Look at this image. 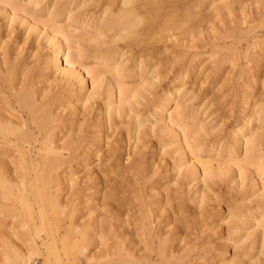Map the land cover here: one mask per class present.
Instances as JSON below:
<instances>
[{"label":"bare ground","instance_id":"obj_1","mask_svg":"<svg viewBox=\"0 0 264 264\" xmlns=\"http://www.w3.org/2000/svg\"><path fill=\"white\" fill-rule=\"evenodd\" d=\"M92 1L0 0V19L4 18L7 21V32L5 33L7 37L3 38V33L0 30V207H4L5 212L3 215L6 214L7 216V214H10L17 221L18 219L20 221L21 218L20 227L26 228L25 232L21 228L23 229L21 232L25 233L24 235L27 233L32 235L34 232L38 233L36 220L38 215L39 221L41 220L42 223L47 224L45 226L47 228L44 227L46 230H50L52 227L50 232L48 231L49 233H46V230L44 231V235H46L44 237L45 244L49 242L50 237H48V234H51L55 239L54 242L61 241L63 244L61 245L63 246L62 248L75 247V250L77 248L78 251L86 256V264H201L198 260L202 258H205L204 261L206 260L203 264H216L217 260H220L219 264H264V151L262 153L258 152L264 147V104L260 102L259 98H256L258 91L255 85L257 84L256 72L254 71L255 65L248 68V70L245 69L254 61L255 56L252 52L255 50L257 43L248 45L243 51L235 50V55L231 59L232 66L236 65L242 57L246 60L238 73V78L240 80L243 79V83L240 80L236 81L246 89L241 98L242 113L238 118L241 125L235 132H232L231 140L218 139L209 141L187 132L179 120V115L182 113L180 100L191 92L190 86H187L188 82L185 79L172 84L170 88H173V90L171 91L160 94L154 92L160 86L164 76L174 69L175 61L171 63L173 61L171 60L170 64H166V60L164 59L165 61H163L162 59V61L153 62L150 68H146V70L142 66V58L144 57L140 54L141 56L138 57L137 63L133 64L132 62L134 61H132L133 65H131L135 68L137 67L140 71L138 76L148 75L149 73H151V76H145L134 87L122 84L121 80L130 74L132 70V66L127 64L129 60L125 56L132 50L129 51L127 48L132 49L130 44L137 46L138 43L146 42L149 37H154L153 26L164 24L162 26H166L165 28L169 27V29H177V27L182 29L185 26L187 32L190 31L191 36L196 33L195 29L196 31L199 30L197 32L199 34L203 29L201 26L204 23L202 14L205 13V10L212 8L219 11L225 6L228 12H231V0H221L220 2H216L217 0H198L199 2L195 4L196 7L201 9L199 14H196L198 16L189 9H185V16L183 15L181 19H177V16L174 17L172 12L169 13V15L171 14L170 18L166 14L161 13L166 2L171 0H106L101 5L100 11H98L99 14L97 12H95L97 13L96 15H94L95 13H86V10H84L85 13L80 11L83 14L78 12L79 14L77 15L76 9L79 6H85ZM188 4L186 5L185 3V6H188ZM29 5L33 8L41 6L50 16V19L42 21L34 14L33 10L27 7ZM189 6V8L193 7ZM166 9L164 8V10ZM173 14L175 15V12ZM179 14H181V10ZM59 16H65L67 23L56 25ZM205 16H208V14ZM70 22L80 23V27L82 26V29H84L83 32L74 33L77 26L75 27L76 29H71ZM145 22L148 24L146 25ZM15 23L17 24L15 25ZM18 26L25 28L24 35L28 33L26 37L23 38L22 34L16 33ZM159 27L156 29L164 32V28L161 29ZM88 28H94L95 34H89L87 32ZM223 28L226 29L223 34H226L227 37V34L231 32L229 29L231 27ZM18 29L20 28L18 27ZM156 29L154 32L158 36L159 30L156 31ZM231 29L234 30L233 34H235L239 28L232 27ZM252 29L250 27L248 30L251 32ZM221 30L223 31L222 28ZM248 30L243 32L248 35ZM177 31H175L176 36ZM32 32H35L36 38L41 40L35 41V43L38 44L40 42L41 44L44 41L40 46L35 45L37 47L36 49L34 48L35 51L32 49V44L28 42ZM170 34L173 35L172 33ZM186 34L188 35L189 33L185 31V34H183L184 38ZM198 34H196L197 36L193 35V37L196 36L194 37L196 39ZM223 34L219 36V39L217 37L218 41L226 38L225 36L223 38ZM230 34L232 35V33ZM200 35L202 34L200 33ZM200 35L197 38L199 40L205 36L201 37ZM175 37L172 36L174 47L178 46L179 48L181 46L183 48L182 42L186 44H184V47L189 46H187L188 42L194 43L195 41V44L197 43L196 40L190 41L192 37L185 38L188 40L187 42L185 39L183 41L180 36L182 39L181 43ZM155 38L152 43L148 39V43L154 46V43L160 40V37L156 40ZM165 38H169V36ZM172 38L169 39L171 40ZM210 38L213 39V36ZM234 38L236 40V37ZM204 39L206 37L201 40L204 43L198 40L201 44L203 43V49H205ZM217 39L213 41H217ZM164 40L165 42L170 41L163 38V42ZM240 40L241 38L239 37L238 42ZM213 41L211 40L210 42ZM10 42L14 45L13 51L7 48ZM125 43H128V45ZM144 43H141L143 47L148 45L150 48L152 47L147 42L148 45H144ZM233 43L235 44L232 41L230 46L234 47ZM141 44H139V47L142 46ZM217 44L214 47L223 46V44L220 46L221 43ZM196 45L195 48H199ZM202 45L201 47H203ZM25 46L27 48L24 53ZM10 47H12L11 44ZM28 47L30 50H27L29 49ZM37 49L39 51L46 50L39 56L41 52L38 53ZM185 49H188L187 52L189 51V48ZM220 49L222 47H215L214 54L218 53ZM140 51L143 52L144 50ZM144 52L146 54L148 51L145 50ZM198 52L193 55L190 54V57L195 55L194 58H199L198 56L201 54ZM204 52L200 53L204 54ZM181 53L179 52V56H181ZM255 53L257 54V52ZM30 56L32 60L35 57V61L40 62L41 74L39 72L37 74L35 70L39 65L35 69H32L34 67L31 68L30 64L32 65L34 61L31 63L28 60V57L31 59ZM149 56L151 57V54ZM183 56L186 58L187 55ZM225 56L214 60L216 67H220L225 63ZM36 57L41 59L38 60L39 58L36 59ZM88 57L94 58L96 64H102L110 68L87 67L84 59ZM177 57L175 56V58ZM187 57L186 63L179 68L173 80L180 77L184 78L191 73H201V70L207 68L206 61H196L194 58ZM152 59H154L153 56ZM170 59L173 58L171 57ZM178 63L176 66H178ZM246 63L248 65H245ZM105 73H109V77H106ZM88 79L90 80V85L87 84ZM60 84H63L61 89L56 87ZM64 85H67L68 95L58 96V94L63 92H60V90L65 88ZM56 88L57 91L59 89L60 93L56 90L54 91ZM248 89L253 90L249 91ZM52 90L54 93L50 94ZM151 95L153 96L152 100L154 99L155 101L151 112L148 114L149 116L146 114L148 117L146 115L145 117L138 106ZM172 102L176 103V105L172 106L173 110L169 112L168 110L172 108L170 107ZM99 104L100 108L98 109ZM95 112L98 116L93 120L92 114ZM149 117L153 118L152 122ZM128 120L134 123V130L129 128L131 123H128ZM123 123L127 126L128 146L126 152L119 154L117 157L118 147H120L118 145L122 137L115 138V132L119 127L122 128L121 124L123 125ZM158 128L161 131H158ZM160 133L172 139V142H177L175 152H179L171 167L172 175L167 176L168 179L165 181L164 188H161L162 191L159 190V185L149 179L153 178L154 175H151L152 177L149 175L151 172L156 171L157 168L156 170L151 169L150 174H148L146 165L148 164L146 159L148 153L146 154V152L149 149V141L154 137L162 136L164 138V135ZM215 142H217L219 147H213ZM168 143L170 141L159 144L161 145L160 148H164ZM240 147L244 150V156L237 161L228 160L222 164L223 162L219 163L211 155L208 158L201 156L202 152L212 154L214 150L216 151L214 155L226 153L232 156L237 153L236 148ZM161 153L164 157L167 155V152ZM163 153L166 154L164 155ZM160 154L159 157L161 159L162 156ZM90 159H93V161H90ZM160 159H158V162L154 160L157 163V165L156 163L154 165L157 167L161 164L159 163ZM180 160H184V163L179 162ZM183 164L186 165L182 168ZM80 165L85 169L83 175H79L76 171L78 166L81 167ZM95 166H98V169L102 168L101 166L106 167V169L116 174V178L113 182L107 179V181L104 180V182H107L104 187L105 192L103 191L104 193L102 194V201L104 198V203L106 204H104V212H100L93 217V214H96L95 210H97L99 202L96 206L94 205L97 208L92 209L91 213L88 210V219L87 215L83 218L79 212L82 209L79 206L82 201L80 202L79 199L81 193L95 188L97 182L100 181V176L94 169ZM156 166L153 167L155 168ZM8 167L13 168V175L9 173L10 171H6ZM154 173L158 175L156 172ZM107 175L109 174L105 176L107 177ZM61 176H63V182ZM185 177H191L193 180L199 179L202 182L201 187L190 193L189 183L186 184L183 180ZM225 177H228L229 185L234 182V186H230V190L232 188L238 190L241 186H245L246 182L250 181L251 189L245 198L255 195L250 201L251 204L245 208H238L232 205V201L227 215L221 218V221L230 218L226 221L230 224L229 226L227 225L228 240L230 242L223 238L224 243L229 242L226 244H230L233 250L239 249V252H233L234 254L230 259L224 252L230 248L228 245L223 246L219 250L217 246L212 247L215 243L213 242L212 246L209 247L210 243H212L210 236L205 238V241L202 240L203 242L199 239L201 243L199 242L200 244H198L195 241L198 239V232L195 229L197 227H194L197 232L196 236L194 235L196 238L193 239L194 241L191 240L192 238H188L189 236L186 237L190 231L189 229H191L189 223L196 216V211L193 212L191 210L195 214L192 217L193 219L191 218L192 220H190V214L187 212L190 209H188V204H194L202 212H205L206 208L208 211L215 210L211 206L214 205L213 202L211 203L210 201L216 200L220 195L221 189L219 190V188H221L220 185ZM64 180L67 183L69 192H64L63 194V191L66 190L63 189ZM185 180L187 181V179ZM217 185L219 186V191L213 188ZM127 188H130L134 195L131 192V194L128 193ZM213 189L217 190L216 192L219 194ZM194 193H197V195L193 196ZM128 194L135 196L138 207L136 211L131 212L135 208L129 207L132 200ZM215 195L217 196L216 199ZM91 199L92 197L87 196L83 202L88 203ZM221 199L224 200V197H221ZM101 203L103 204V202ZM133 203H135L134 200ZM133 203H131L132 206ZM208 203H211L209 208L212 209H208ZM90 204L92 203L90 202ZM217 204L213 207L219 206ZM193 214L191 213V216ZM198 215V217L202 218L200 212ZM196 219L198 218L196 217ZM195 220L193 223L196 222ZM198 220L199 224V222L203 223L204 219ZM47 222L49 223V228ZM212 224L209 225L211 226ZM181 225H185L186 230L178 228ZM206 227L202 228L206 229ZM4 228L6 229L7 227L4 226ZM9 228L10 230L12 228L11 232L14 235L16 229L14 233L13 228L15 227L12 225ZM210 228L214 227L211 226ZM187 229L189 231L186 234ZM10 230L5 233H9ZM95 230L100 232L97 237L95 236V240H98L97 243L101 245V252L103 253V250H105V257L102 253L101 255L106 260L98 256V254H96L97 258L94 257L95 254L88 255L90 251L87 253L89 245L93 244L91 243L93 234L97 235ZM1 232L0 234H3ZM17 232L20 235V231ZM10 235L7 234L11 238L12 235ZM7 236H3L4 238L2 235L0 236V238H3L1 239L3 240L2 245L15 246L16 242L12 241L14 238L12 237L11 241H9ZM202 236L204 235L202 234ZM26 237L28 238L29 236L26 235ZM132 237L138 238V242H134ZM20 240L22 242V239ZM20 240H17V242ZM33 243L35 242L33 241ZM33 243L32 245L28 243L31 245H29V250L30 252L33 250L32 253H22L19 250V253L15 254V264H31V260L34 257L33 254L38 256L44 254L43 246L33 245ZM207 244L209 246H206ZM215 245L217 244L215 243ZM19 246L21 247V245H16L18 248ZM136 246L139 247H137L138 250H135ZM56 248L54 247L53 249L55 250ZM213 248L218 249V254L214 253L215 250L211 252ZM254 249L257 251L253 252ZM140 250H144V252L146 250L148 253H141ZM138 251L140 254H137ZM209 253H211L210 256L208 255ZM7 257L9 258L10 256ZM5 259L3 258L2 260ZM8 261L6 259L1 263L9 264ZM32 261L34 262L35 260L33 259ZM42 261H44V264H51L50 255L45 254Z\"/></svg>","mask_w":264,"mask_h":264},{"label":"rangeland","instance_id":"obj_2","mask_svg":"<svg viewBox=\"0 0 264 264\" xmlns=\"http://www.w3.org/2000/svg\"><path fill=\"white\" fill-rule=\"evenodd\" d=\"M105 1L106 0H100V1L99 0L98 1L93 0L92 2H94V3L91 2L90 4H87L85 6H82V7L79 6V8L76 9L77 10L76 13H77V15L79 13L80 14H83V13H85L84 10H86V13L94 14L95 12H97L99 14L98 11H100L101 5L103 3H105ZM177 1H179V0H171L170 2L167 1L166 4H165V6L163 7V11L164 12L161 10V13L166 14L168 16V18H170L171 17V14L169 15V13L172 12V15L174 17L177 16V19L178 18L181 19L182 16L185 14V9H189L195 15L196 14H199V12L201 10L200 8H198V7L195 6V4H197L200 0L199 1L198 0H183V1L180 0L179 2H177ZM220 1L221 0H217L216 2H220ZM99 2H102V3L99 4ZM231 2H232L231 3V5H232L231 12H228L227 7H225V6L223 7V9H221L219 11L218 10H214L212 8L206 9L205 10V13L202 14V17L204 19L205 18L207 19L206 22H205L206 19L205 20L203 19L204 23L201 24V26H202L203 29H202V31H200V33L202 35H200V33L198 34L197 32L199 30L196 31V29L194 30L196 32L195 34L193 32H191V33H193V35L198 34V37H199V35L201 37L205 35L204 36V37H206V39H204L205 40V49H203L204 46L202 45L204 42L201 41L204 37L202 39H200V40L197 39L198 37L195 39L194 37H196L197 35L194 36V37H193V35L191 36L190 31L187 32V30L185 29L186 28L185 26H183L182 29H181V27H177V29H179V31H177L176 28H173V29H169V27L168 28H165L166 26L164 27V26H162L164 24H162V25L153 26V33H154V35L153 34L152 35L154 37H151V38L149 37L148 38L150 40V42L152 43L153 40H154V38L157 36L154 31H155V29L158 26H160L159 28H161V26H162V28H164V32L166 30H168L169 32L167 31V32H165L166 33L165 34L163 32V30H162V32H160L161 31L160 29H156V31L159 30V33H158L159 35L155 38V40L158 39L159 37H160L159 38L160 40L158 42L154 41V42H156V43H154V46H153V44L151 45V43H148V39H147L146 42L148 44H150V46H152L151 48L149 47V45L145 41H144L145 43L144 42H141V43H144V45H148V46H146L147 48L145 46H144L145 47L144 48L141 43H138V44L136 43L137 46H135V44L134 45L130 44V46L132 47V49L131 48H127V50H129V51L132 50V52H133V50L136 49V47H137V49L134 51V52L137 51L136 52L137 54L134 53V52L132 53V52H129L128 51L129 53L127 52L128 54L125 55L128 58V60H129L127 62V64H129V65H131L132 63L133 64L134 63H137L136 61L138 60V57L142 55L144 57V58H142L143 59V64H142L143 69H146V68L149 69L150 66H151V64L153 62H156V61H159V60L162 61V59H163V61L166 60V64H170V61L171 60H173V61H171V63H173L175 61L176 65L179 62L178 63V66L174 65L175 66L174 69L171 70L172 73H170L171 72L170 71V72H168V74L166 76H164V78L160 82V86L154 92H156L157 94H160L162 92L171 91V90H173V88H170L172 84L178 83L181 80L185 79L188 82L187 83V86H190L191 92H190L189 95H187L186 97L182 98V100H180V109H181L182 113L179 115V120L181 121L182 125L186 128V130H187L188 133H191L193 135H198L199 138L205 139V140H209V141L210 140L214 141V140H218V139H223V140L229 139V140H231V137L233 135L232 132H235L236 129L238 127H240V125H241L240 124V120L238 118H239V116L242 113L241 112V98H242V95H243L244 90H246V89L241 84H238L236 81L240 80L238 78V73H239L240 68L243 66L244 62H246V60L242 57L241 60H239V62L236 65L234 64V66H232L231 59H233V57L235 55V50L236 51H238V50H242L243 51L244 49H246V47L248 45L254 44V43H257L256 44L257 45L256 48H254L255 50H253V52H252L253 55L255 56L254 57V61L251 64L249 63L250 64L249 67H245V69L248 70V68H251L252 66L254 67V65H255L254 71L256 72V77H257V84H255V85H256L257 91H258V95H257L256 98H259L260 99V102H262L264 104V82L262 83V81H264L263 80L264 79V49H262L264 47V44H263L264 43V0H231ZM185 3H186V5H187V3H189L188 6H185ZM189 5H191V7L192 6L193 7L192 8H189L190 7ZM27 7L29 9L33 10L34 11V14H36L42 21H47L48 19H50V16H48L47 12L45 10H43L41 8V6H39L38 8H33L32 6L29 5ZM166 7H168V8L166 9ZM164 8L166 10H164ZM178 9L181 10V14H179L180 13V10L178 12ZM80 11L81 12L83 11V13H81ZM174 12H175V15L173 14ZM97 13H95L94 15H96ZM206 14H208L209 17L208 16H205ZM196 16H198V15H196ZM6 23H7L6 19H4V18L3 19H0V28H1V25H2V28L0 30H1V33H3L2 34L3 38L7 37V35L5 34L7 32V30H6L7 24ZM65 23H67V19L65 18V16H59L58 17V21L56 22V25L65 24ZM16 24L17 23H15V25ZM70 24H71V27H70L71 29H76L75 27L77 26V29H76V31L74 33L83 32L84 29H82V26L80 27V25H81L80 23L79 24H75V22H70ZM145 24L147 25L148 23L145 22ZM156 24H154V25H156ZM203 25H205V26H203ZM252 26H255V27H252ZM18 27L20 29H18ZM18 27L16 29L17 30L16 33L17 34H22L23 35V38L26 37L28 33L26 35H24L25 28L22 27V26H18ZM223 27H227V28L228 27H231V28L232 27H238L239 29H238V31L235 30L236 32H235V34H233L234 33V30H232L231 28H229L230 31H231L230 33H232V35L230 33H228L229 36L227 34V37H226V34H223L224 33V30H226V29H224ZM250 27L253 28L251 30V32L248 30V29H250ZM219 28H220V30H219ZM221 28L223 29V31L221 30ZM246 30L249 31L248 32V35L245 33V32H247ZM175 31H177V36L178 37L176 36ZM185 31H186V33H189L188 35H190V36H188L186 34L185 38L192 37L191 40H190V38H189V40L191 42H193L194 40H196L197 41L196 44L199 46V48H195V45H196L195 44V41H194V43H190V42H188L187 39L184 38L183 34H185ZM243 31H245V32H243ZM87 32H89V34L93 35V34H95V29L94 28H92V29L91 28H88ZM167 33H169V34H167ZM170 33H172L173 35H171ZM203 33H204V35H203ZM225 33H226V31H225ZM222 34H223V38H224V36L226 38H224V40H221V41L219 40L218 41L219 36L222 35ZM164 35H166L165 37L169 36V38H172V36L173 37L176 36L175 38L179 39V42L180 43L182 42L181 41L182 39L180 38V36H181L183 38V41L185 39L188 42L187 46L188 45L189 46L188 47H184V44L185 43L182 42L181 44H183L182 45L183 48H181V46L179 47L180 49L178 48V46L177 47H174V43L172 41L174 39L172 38L170 40L169 38H165ZM246 35H247V37H246ZM212 36H213V39L210 38ZM217 37H218V39H217ZM234 37H236V40H235ZM239 37L241 38L240 42L242 44L240 42H238L239 41ZM163 38L166 39V40L168 39L170 41L165 42V40H164V42H163ZM87 39L89 40V36H88ZM209 39H211L212 41L217 39L218 42L217 41L210 42L211 40H209ZM38 40L39 39L36 38V33L35 32H32L31 33V36H30V38L28 40V42H30V44H32L31 45L32 46V49H34V48L36 49L37 48L36 47L37 45L40 46L44 42V41H42L41 44H40V42H38V44L35 43V41L37 42ZM198 40L201 41V42H203V43L201 44ZM39 41H41V40H39ZM232 41L235 42V44L233 43L234 47L233 46H230V44H231ZM198 42H199V44H198ZM209 42H210V44H209ZM215 42L218 43V44L216 43L217 45H219V43H221L220 46L222 44H223V46L225 45L224 48H223V46H221L222 49H220V51L218 53H216V54H214L215 53V50H214L215 47L216 48H221V47H219V46H215L214 47V45H216ZM10 44H11L12 47H10ZM121 44H124V43H121ZM125 44L128 45V43H125ZM139 44H141L142 46L139 47ZM191 44H193V45L191 46ZM200 44L203 47H201ZM127 45H125V46H127ZM13 46L14 45H12V42H10L9 45H8V47L7 46L6 47L9 48L10 50H12L13 49ZM31 46H30V48H31ZM130 46H127V47H130ZM155 46H156V48H155ZM193 47H194V49H192ZM26 48H27V46H25L24 53L26 52ZM30 48L27 49V50H30ZM185 48H189V51L190 52L189 51L187 52L188 49L186 50ZM35 49H34V51H35ZM85 49H87V47H85ZM44 50H46V49H44ZM139 50H144V51L147 50L148 52H146V54H145L144 51L143 52L142 51L139 52ZM183 50H184V52L186 51L189 55L186 52H185L186 54L184 52H182ZM198 50H199V52H198ZM257 50H261V51H257ZM43 51H41V50L39 51L38 50V53L41 52L39 56H41V54L43 53ZM179 52L180 53L182 52L184 54L181 53V56H179ZM193 52H195V53H193ZM197 52L202 55V58H201V55L198 56L199 58H196V57L194 58L195 55L193 57H190V54L193 55V54H196ZM200 52H202V53L204 52V54H202ZM255 52H257V54ZM148 54L149 55L151 54V57ZM212 54H214V55H212ZM183 55H187V56H189V58H194V60H196V61H198V60L206 61L207 68L201 70V73L200 72L197 73V74L191 73L190 75L188 74L184 78L180 77V78H176L175 80H173V77L175 76V74H177V71L179 70V68L181 66H183L184 63H186V61L188 59L187 56L185 58ZM37 56H38V54H37ZM152 56H153V58L155 60L152 59ZM175 56H178V57L175 58ZM223 56H225V58H226L225 63H223V65H221L220 67H216V64H215V61L214 60H217V58L223 57ZM171 57L173 59H170L169 60V58H171ZM34 58L32 60V57H31V59H29V57H28V60L31 61V63H32V61L35 62V63L33 62V64H32L33 66L30 64L31 68L34 67L32 69H35V67L40 64V62L38 63L37 60H36L37 61V64H36V61H35ZM38 58L39 57H36V59H38ZM150 58H151V61H150ZM182 58H184V60H182ZM40 59L41 58H39L38 60H40ZM178 60H180L181 62L178 61ZM132 61H134V62H132ZM167 61H168V63H167ZM84 62H85V65H87V67H95L96 66V67L101 68V69L110 68V67L103 66L102 64H96L94 62V58H92V57H88V58L84 59ZM245 65H248V64L246 63ZM131 69L132 70H131L130 74H128L127 76H125L124 78L121 79L122 80V84L127 85V86H131V87H134L137 84H139L142 81V79H144L145 76L146 77L147 76H149V77L151 76V73H149L148 75H145L144 74L143 76H141V75L138 76V74H139L140 71L137 69V67L135 68V67L132 66ZM35 70H36L37 74H38V72H39V74L42 73V72H40V65L37 66V68ZM105 74H106V77H109V75H110L109 73H105ZM240 82L243 83V79H241ZM42 83H44V82H42ZM87 84L90 85V80L89 79L87 80ZM62 85L63 84H60V85H57L56 87L59 88V89H61V86ZM66 86H65V88H63L62 90H60V92L63 91L61 93L59 92V89L57 91V88L54 89V91L56 90L57 92L60 93V94H58V96H62V95L63 96H67L68 95V92H67L68 91V88ZM248 90L250 91V90H253V89H248ZM54 91L52 90L50 94H52V92L54 93ZM152 98H153V96L151 95L149 98H146L144 101L142 100L143 103L138 106V108L141 110V112L144 113V116L146 114L148 115L149 112H151V108H152L153 103L155 101L154 99L152 100ZM175 105H176V103L172 102L171 105H170V107H172V106L174 107ZM173 107L170 108V110H168V111L171 112L173 110ZM99 108H100V104L98 106V109ZM92 116H93V120H95L97 118L98 114L95 112L94 114H92ZM149 119H150L151 122L153 121V118L152 117H149ZM128 123H131V122H129V120H128ZM132 124L134 125V123H131V126L129 128L134 130L135 129V125L133 126ZM126 125H127V123H126ZM121 126H122V128L119 127L117 129L119 131V133H117L118 132L117 130L115 132V138L121 136L122 138H120V139H121V141H123V142H121L119 140V138H117V140H119L120 143H121L120 144L119 141H118V143H119L118 146H120L121 148L118 147V152H117L118 155H117V157L119 156V154L125 153L126 150H127V146H128V141H127L128 140V138H127L128 137V135H127V133H128L127 126H125L124 123H123V125L121 124ZM157 130L158 131H161L160 128H158ZM121 131H123V132H121ZM116 133H117V135H116ZM120 133H121V135H119ZM160 134L164 135L163 133H160ZM151 139H150L151 142L149 141V144H148L149 145V147H148L149 149L148 150L146 149L147 150L146 154L148 153L146 155V159H147V163H148V164H146L147 165V168H148L147 171H148V174H150L151 169L156 170V168H157L156 171L151 172V174L149 175L150 177H152L154 175L153 178H149V179H150V181H154L156 185H159L158 188H159V190L162 191L161 188H164V186L166 184L165 181L168 179L167 176L168 175H172V172L173 171L171 170V167H172V164L174 162L175 157L178 156V154H179L178 151L175 152V147L177 146L178 143L177 142H172V139H169L165 135H164V138L161 136V137H154V138H151ZM163 140H164V142H166V141L169 142L170 141V143L166 144L164 146V148L161 149L160 148L161 145H159V144L164 143ZM160 141H162V142H160ZM150 144H151V146H150ZM242 145H244V144H242ZM217 146L219 147V145L217 144V142H215V146H213V147H217ZM263 151H264V147H262L258 152L259 153H262ZM161 152H167V155H165L166 153H163L165 155V157H164L163 155H161L162 154ZM215 152H216L215 150H214V152H212V154H208L207 152H202L201 153V156L204 157V158H208L211 155V157H213L215 160H218L219 163H222L223 162L222 164H224V162L225 161H228V160H232V161L233 160L234 161L240 160L244 156L243 155L244 150H243L242 147L236 148V152L237 153L234 154V155H232V156H229L226 153H222L220 155H214ZM159 154H160V156H162L161 159L159 157ZM163 157H164V159L162 160ZM187 157H189V156H187ZM157 158L160 159V161H161V162L159 161V163H161L160 164L161 166L159 165L158 167L156 166L157 165L156 162H158V159ZM154 160H156V162ZM90 161H93V159H90ZM165 161H166V163H165ZM179 162H181V163L183 162L184 163V160H180ZM155 163H156V165H154ZM122 164H124V163H122ZM165 164H168V165H165ZM93 165H95V163H93ZM163 165H165V166H163ZM185 165L186 164H183L181 167L183 168V167H185ZM153 166H156V167L154 168ZM78 167L76 168L77 173L79 175L80 174L83 175L84 172H85L84 167L83 166H81L82 168L81 167L78 168ZM101 167L102 168L99 167L100 169H98V166H95V168H94L95 171L97 172V174L100 176V181L97 182L96 187L95 188H92L89 191H85L84 193H81V197H80L79 200H80V202L82 201V203L79 206L82 209L84 207L85 208L83 209L84 211L81 209L82 211L79 210V212L83 216V218H85V216L89 212L88 210H90V213H91V210L94 209V208L96 209L97 207H98L97 210H95V213L96 214H93L94 212L92 213L94 215L93 217L97 216L100 212H104V210H103L104 207H105L104 206V204H105L104 203V198H103V201H102V194L105 192L104 187L107 184V182H106L107 180H110L111 182H113L115 180L116 174L114 172L106 169V167H103V166H101ZM165 169L168 170V171H166ZM99 170H100L101 174H100ZM101 170H103V171H101ZM107 170H108V172H106ZM199 170H200V168H199ZM6 171L7 172L10 171L9 173H11L13 175V172L12 171H14V170H13L12 167H8L6 169ZM161 171H163V172H161ZM154 172H156V174H158V175H155ZM11 174H9V175H11ZM106 174H109V175H107V177H106L105 176ZM61 177H62V182H63V176H61ZM185 179H187L188 182ZM104 180H106V181L104 182ZM183 180H184V183H186V184L189 183L188 184V187L191 189V192L190 193L195 192L196 189L198 187H201V185H202V182L199 181V179L193 180V179H191V177H187V178L185 177ZM218 181H219V183H221L220 180H218ZM229 182L230 181H229L228 177H225V179L222 180V184L221 185L219 183H217V184L220 185L221 188H219L218 185L213 187V188H215L217 190H218V188H219V190L221 189L220 191L222 193V196H221V193H220V195H219L220 197H219L217 195L219 193L216 192L217 190L215 191V189H213L217 193L216 195L218 196V198L216 199L217 196L215 195V199L216 200L213 199V200L210 201L211 203L213 202L214 205H211V206L215 210L208 211L207 208H206V211L205 212H202L197 206L195 207L194 204H188L189 205L188 206V209L189 208L190 209L187 212H189L190 215L188 213L187 214L189 215L190 220L193 219L192 217H194V214H195V213L193 214V212L196 211V214H195L196 216H195L194 220L197 217L198 219H200V220L201 219L202 220L204 219L205 221L203 220V223L202 222L201 223L199 222V224L197 222V221H199L198 219H196L195 220L196 222H194L196 224L193 223L194 220L193 221H190L191 223H189V227L191 229L188 228L190 231L187 229L186 234L189 231V233L191 235L188 233V235H186V237L189 236L188 238H192L191 240H193L195 238L194 235L196 236V234L198 232V234H197V238L198 239L195 238L196 239L195 241H197L198 244H200L201 242L205 241V238H208L210 236V239H211L212 243H210V246H209V244H207L206 246L211 247L212 246L211 244H213V242H215L217 245H215V243H214V245L212 247L217 246L218 249L221 250L223 248V246L228 245L226 243H229L230 241L228 240V231H227V229H228V226L230 224H228L226 221L228 219H230V218H226L224 221H221V218L224 215H227L228 210H229V207H230V203L232 201H233V204L231 203L232 205H234V206H236L238 208H245V207H248L251 204L250 201L252 200V198L255 197V195H254V196H252L250 198H248V197L245 198L246 195L249 193V191L251 189L250 188V181L246 182V185L245 186H241L238 190H236V189L234 190L233 188H232V190H230V186L233 187L234 186V182L233 183H230V185H229ZM214 185H216V184H214ZM63 186H64L63 189H66V190L63 191V194H64V192L65 193L66 192L68 193L69 190H68L67 183H66L65 180H64ZM127 189H128V193H130L131 192L130 191V188H127ZM224 191H226V192L223 193ZM131 193H133V195H134V192H131ZM88 194H91V195H88ZM130 194H128V196ZM85 195H86V197L87 196L92 197V199H91L92 201L90 200V202L92 204H90V202H88V203L83 202L86 199ZM133 195L132 196L131 195L129 196V197H131V200H132L131 203H133V200L135 201V203H133V206L131 205V203L129 204V207H131L132 209L135 208L131 212H133L134 210L136 211V209L138 208L137 207V203H136L137 201L135 199V196L133 197ZM196 195H197V193H194L193 194V196H196ZM84 197H85V199H84ZM103 197H104V195H103ZM221 197H224V200H222ZM218 199H219V201H218ZM101 202H103V204ZM228 202H229V204H228ZM215 203L216 204L219 203V204H217L219 206L213 207V206L216 205ZM97 204H98V206L95 207ZM210 204H209V206H207L208 209H212V208H209L210 207ZM232 205H231V207H232ZM1 210H3V211H1ZM0 211H1V213H0V227L1 228L0 229H1V231H3V232L0 231L1 233H3V234H0V236L2 235V237L3 236L5 237V236H7V234L8 235H10V234L12 235V232H11L12 231V228H11V230L9 228L12 225H13V227H15V228H13L14 229L13 232L15 233V229H16V233L15 234L18 235L17 237H16V235L14 233H13L14 235H12V237L14 239H16L15 241H14V239L12 241L14 243L15 242L18 243V244L15 243V246H13V247H10V246H7V245H2L3 240H1V239H3L4 237L3 238L2 237L0 238V243H1V245H0V264H2L1 262L2 261L4 262L6 259L9 260L8 261L9 264H15V261H16V259H15L16 258V255L15 254L19 250H20L19 252H22V253H27V254L32 253L33 250H31V252H30L29 248L32 245L33 241L35 242V243H33V245L43 246L44 254H42L41 256L40 255L38 256V255L33 254L34 257L32 258V260L34 259L35 261L33 262L31 260V264H44L43 263L44 261H42V260H43V257H44L45 254L46 255H50V257H51V264H74V263L75 264H86V261H87V258H85L86 256L83 255L80 251H78L77 248H76V250H75V247L74 248L73 247H71V248L69 247L68 248V247H65L64 246L65 248H62L63 246H61V245H63V244L61 243V241L60 242L59 241L58 242L57 241L54 242L55 239L53 238V235H51V234H48L49 235L48 237H50L49 238V242L50 243L48 242L47 244H45L44 237L46 235H44V233H45L44 231L46 230L45 228H47V227H45L47 224L42 223L41 220L39 221V218H38V215L37 214H36L37 215V219L36 220H37V228H38L39 231H38V233H35L34 232L33 235L27 233L26 235L30 237V238L29 237L27 238L26 235H24L25 234L24 232H25L26 228L20 227L21 218H20V221L17 218L18 219V221H17L10 214H7V216H6V214H4L6 216L5 217L3 215V213L5 212L4 211V207H0ZM197 211L200 212L202 218L198 217L199 216L198 215L199 212L197 213ZM206 212L209 214V216H208V214ZM191 213L193 214L192 216H191ZM204 216H205V218H204ZM87 217L89 219V215H87ZM212 222H213V224H212ZM192 223L194 224V226H192L193 225ZM209 224H212L211 226L214 227V228H210L211 226ZM4 226L7 227L6 229L8 231L10 230V232H11V233L9 232L10 234L8 232L5 233L7 230L4 228ZM194 227H197V228H195V229H197V232L194 229ZM202 227H204V228L206 227V229H203ZM21 228H23L24 230L21 229ZM48 228H49V223H48ZM51 228H50V230H51ZM166 228H168V227H166ZM178 228L183 229V230L184 229L186 230V226L185 225L184 226L181 225ZM2 229H4V230H2ZM21 230H23L24 232L23 231L21 232ZM50 230L47 229L46 230V233L48 231L50 232ZM17 231H20V235H19V232H17ZM199 231H200V235H199ZM62 232H64V230H62ZM95 232H97V235L94 233L93 234L94 236L93 235H92L93 237L91 236L92 237L91 243H93V244L90 243L91 245H89L90 247H88L87 253L90 251L88 253V255L89 254L90 255L91 254H95V256L94 255L93 256L95 258H97L96 257V254H98V256H101V258H102L103 256L101 255L102 252H101V248H100L101 245L99 243H97L98 240H95L96 237L98 236V234H100V232L98 230H95ZM22 234H23V236H22ZM202 234L204 236H202ZM198 235H199V237H198ZM12 237L10 238L9 236H7V238H8L9 241H11ZM130 237H131V235H130ZM132 238H134V242H136V241L138 242V238H135V237H132ZM223 238H224V240L227 239L226 241H229V242L224 243L225 241L223 240ZM20 239H22V242H21ZM199 239H200L201 242L199 241ZM17 240H20V241L17 242ZM221 240H223V241H221ZM24 241H26V242H24ZM217 241H218V243H217ZM24 243H25V245H24ZM28 243H30L31 245L28 244ZM54 243H55L56 246L54 245ZM16 245H21V247L19 246V248H18V247H16ZM25 246H26V248H25ZM44 246H45V248H44ZM228 246L230 248H228V250H225L224 252H226V255L228 256V259H230L233 256V254H234L233 252H236V251L239 252V249L233 250V247L230 244ZM15 247L17 248V250H16ZM54 247L55 248L57 247L56 248L57 250L56 249L54 250L53 249ZM137 247L138 246H136L135 250H138ZM219 247H221V248H219ZM98 248H99V250H98ZM65 249L66 250L68 249V250L66 251ZM218 249L216 250V249L213 248V249H211V252H213L215 250L214 253H217L218 254ZM200 250L203 251L202 249H200ZM99 251H100V253H98ZM104 251L105 250H103V253L102 254L105 257ZM256 251L257 250L254 249L253 252H256ZM93 252H95V253H93ZM140 252L141 253H145V252L148 253V251H146V250H145V252H144V250H140ZM140 252L138 251L137 254L138 253L140 254ZM198 253H200V251H198ZM210 254L211 253H209L208 255L210 256ZM6 255L7 256H10V257L8 258ZM217 256H219V255H217ZM3 258H6V259L5 260H2ZM204 259L205 258L199 259L198 262L201 263V264H203V263L206 262V260L204 261ZM217 261L218 262L216 264H219L220 263V260H217ZM22 264H25V263H22Z\"/></svg>","mask_w":264,"mask_h":264}]
</instances>
